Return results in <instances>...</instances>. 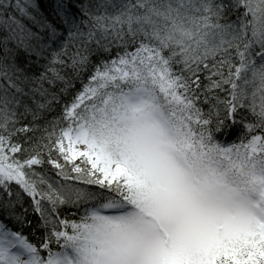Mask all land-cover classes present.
<instances>
[{
  "label": "snow or ice",
  "instance_id": "snow-or-ice-1",
  "mask_svg": "<svg viewBox=\"0 0 264 264\" xmlns=\"http://www.w3.org/2000/svg\"><path fill=\"white\" fill-rule=\"evenodd\" d=\"M0 264H264V0H0Z\"/></svg>",
  "mask_w": 264,
  "mask_h": 264
}]
</instances>
